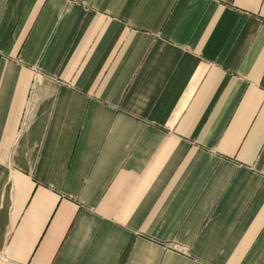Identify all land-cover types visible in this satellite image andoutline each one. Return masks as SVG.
Here are the masks:
<instances>
[{
  "label": "crops",
  "instance_id": "0c3cea01",
  "mask_svg": "<svg viewBox=\"0 0 264 264\" xmlns=\"http://www.w3.org/2000/svg\"><path fill=\"white\" fill-rule=\"evenodd\" d=\"M0 255L264 264V0H0Z\"/></svg>",
  "mask_w": 264,
  "mask_h": 264
},
{
  "label": "rangeland",
  "instance_id": "374dc122",
  "mask_svg": "<svg viewBox=\"0 0 264 264\" xmlns=\"http://www.w3.org/2000/svg\"><path fill=\"white\" fill-rule=\"evenodd\" d=\"M0 264H16V263H13L0 255Z\"/></svg>",
  "mask_w": 264,
  "mask_h": 264
}]
</instances>
